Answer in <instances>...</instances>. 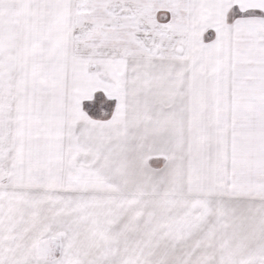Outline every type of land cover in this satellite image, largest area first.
Segmentation results:
<instances>
[{"label": "snow or ice", "instance_id": "obj_1", "mask_svg": "<svg viewBox=\"0 0 264 264\" xmlns=\"http://www.w3.org/2000/svg\"><path fill=\"white\" fill-rule=\"evenodd\" d=\"M0 264H264V0H0Z\"/></svg>", "mask_w": 264, "mask_h": 264}]
</instances>
